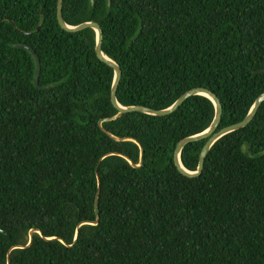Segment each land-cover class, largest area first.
Instances as JSON below:
<instances>
[{"label":"trees","instance_id":"trees-1","mask_svg":"<svg viewBox=\"0 0 264 264\" xmlns=\"http://www.w3.org/2000/svg\"><path fill=\"white\" fill-rule=\"evenodd\" d=\"M58 1L0 0V264H264V103L189 178L174 153L211 127L214 103L110 120L114 69L96 31L61 28ZM63 16L102 27L123 107L164 110L204 88L222 130L264 93V0H64ZM206 142L182 151L188 171Z\"/></svg>","mask_w":264,"mask_h":264},{"label":"water","instance_id":"water-1","mask_svg":"<svg viewBox=\"0 0 264 264\" xmlns=\"http://www.w3.org/2000/svg\"><path fill=\"white\" fill-rule=\"evenodd\" d=\"M107 1H108V7L110 8L112 5V0H107ZM91 3L94 4L95 0H91ZM63 5H64V0H59L58 1V21H59L61 28H63L64 30H66L69 33H78V32H81V31H84L87 29H93L94 31H96V33H97L96 54L100 60H102L108 66H110L114 69L115 79H114V83L112 86L111 99H112V103H113L114 107L116 109H118L119 113L117 116H115L114 118H112L110 120H117L125 114L135 113V112L144 113V114L155 116V117H166V116H169V115L175 113L181 106H183V104L188 99H190L194 96L207 97L208 99H210L214 103L215 108H216V115H215V119H214L211 127L201 134L185 138L176 147V150L174 153L175 165L183 175H185L189 178L200 177L203 174L206 159H207L209 152L212 149V147L219 140H221L223 137L227 136L228 134H231L233 132H236L238 130H241V129L249 126L253 122L255 117L257 116L262 104L264 103V93H263L257 98V100L255 101V103H254L251 111L249 112L248 116L242 122L235 124L233 126L227 127L225 129H222V130H218V128H219L221 121H222L223 106H222L219 98L216 96L215 93H213L212 91H210L208 89H204V88L193 89V90L185 93L170 108L164 109V110H154V109L147 108L144 106L123 107L120 105V103L118 102V98H117L119 85H120V82L122 80V69L114 60L110 59L103 52L104 32H103L102 27L97 22H86V23H83V24L78 25V26L68 25L64 20ZM14 48L20 49V50H25V51L29 52L34 57V60L36 63L35 86H36V88L41 89V90L47 89V88H42L40 86L41 61H40V58L38 57L37 53L35 52V50L32 47L25 45V44L15 45ZM259 72H263V70H261ZM102 122H101V124H102ZM204 140H207V142H206L205 146L203 147L201 155H200L198 171L197 172L188 171L182 164V160H181L182 151L189 144L204 141ZM133 166L134 167H140V165L136 166L134 164H133ZM100 194H101V182L99 181V190H98V194H97V198H96V214L97 215H99L98 202H99ZM97 223L98 222H96L94 224H97ZM32 236H33V232L31 233V238H32ZM31 241H32V239H31ZM30 244H31V242H30Z\"/></svg>","mask_w":264,"mask_h":264}]
</instances>
